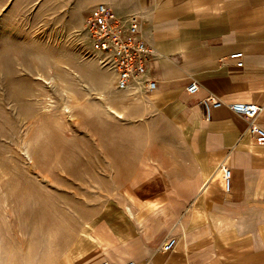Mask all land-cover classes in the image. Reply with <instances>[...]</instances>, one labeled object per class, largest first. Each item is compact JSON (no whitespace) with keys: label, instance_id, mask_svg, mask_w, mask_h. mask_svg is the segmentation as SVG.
<instances>
[{"label":"rangeland","instance_id":"1","mask_svg":"<svg viewBox=\"0 0 264 264\" xmlns=\"http://www.w3.org/2000/svg\"><path fill=\"white\" fill-rule=\"evenodd\" d=\"M99 3L0 0V264H55L56 249L104 230L119 256V240L154 237L173 217L165 195L183 150L171 149L185 143L170 133L196 103L110 89L84 29ZM108 258L93 264L118 263Z\"/></svg>","mask_w":264,"mask_h":264},{"label":"crops","instance_id":"2","mask_svg":"<svg viewBox=\"0 0 264 264\" xmlns=\"http://www.w3.org/2000/svg\"><path fill=\"white\" fill-rule=\"evenodd\" d=\"M103 2L123 16L144 11V34L161 54L149 69L158 81L157 89L147 97L125 91L126 101L196 104L183 109L182 128L170 133V137L183 138L185 145L176 150L172 144V157L183 150L175 157L181 161L173 159L181 176L169 180L165 199L172 202L173 217L165 228L151 238L144 233L119 240L124 247L119 256H111L113 245L103 229L105 235L91 246L56 249L55 264H93L105 256L114 263L264 264V143L255 142L246 132V118L227 105L208 118L199 100L212 93L225 103L252 101L264 107V13L255 15L256 10L264 11V0ZM236 51L243 52L242 66L230 58ZM164 55H174L173 60ZM101 71L113 80L110 89L115 90L114 72ZM192 79L200 84L201 92L184 100L186 92L178 84ZM257 122L264 126V109ZM172 157L168 156V165ZM221 163L232 170L230 191L224 189ZM169 236L177 238L176 245L163 252L160 246ZM100 248L101 254L95 252ZM128 248L134 252H124Z\"/></svg>","mask_w":264,"mask_h":264},{"label":"built area","instance_id":"3","mask_svg":"<svg viewBox=\"0 0 264 264\" xmlns=\"http://www.w3.org/2000/svg\"><path fill=\"white\" fill-rule=\"evenodd\" d=\"M145 13L142 10L123 16L115 12L105 3L95 5L84 20V29L90 42L92 56L98 63L115 74V88L119 91L132 92L137 95L149 96L158 87V81L153 78L149 69L152 63L161 56L159 50L147 39L143 24ZM243 52L236 51L230 58L238 66L243 65ZM190 97H196L201 92V86L196 80L190 81L185 89ZM199 100L203 104L206 115L210 118L212 112L224 105L235 114L246 118L248 132L255 142L264 143V126L257 122V117L263 106L252 101H232L225 103L221 98L208 93ZM224 189L230 191L232 185V170L221 163ZM175 236L167 237L160 246L163 252H170L176 245ZM98 264H112L105 260ZM117 264H139L134 260H126Z\"/></svg>","mask_w":264,"mask_h":264}]
</instances>
